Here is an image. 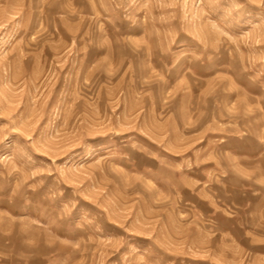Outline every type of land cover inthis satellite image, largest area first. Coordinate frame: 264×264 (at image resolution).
I'll use <instances>...</instances> for the list:
<instances>
[{
	"label": "rangeland",
	"instance_id": "rangeland-1",
	"mask_svg": "<svg viewBox=\"0 0 264 264\" xmlns=\"http://www.w3.org/2000/svg\"><path fill=\"white\" fill-rule=\"evenodd\" d=\"M0 264H264V0H0Z\"/></svg>",
	"mask_w": 264,
	"mask_h": 264
}]
</instances>
